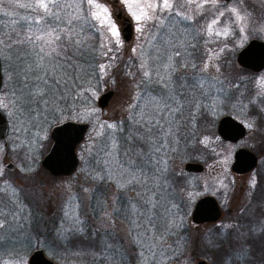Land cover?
<instances>
[{"label": "rangeland", "instance_id": "1", "mask_svg": "<svg viewBox=\"0 0 264 264\" xmlns=\"http://www.w3.org/2000/svg\"><path fill=\"white\" fill-rule=\"evenodd\" d=\"M114 1L100 0L109 8L112 21L121 33L119 45L114 38L110 37L106 27L99 28L97 31L98 22L90 20L84 25L85 45L80 49L69 48L65 55L56 57L55 60L45 57L44 68L41 69L37 67L42 55H38L39 47L44 46L45 51L49 50L48 46L44 45V41H37L35 46L31 43L14 42L22 39L29 28L39 35L37 29L45 26L44 23L35 24L37 17L45 15L44 11L37 6L38 0H0V40L4 41L0 44L3 78L0 93L4 94L5 102L17 101L15 107L0 108L9 128L7 138L0 142V164L4 165V178L10 179L17 188L21 189L20 199L29 206L24 208L21 214L22 219L13 222L9 227L25 228L26 224L33 226L36 233L42 234L32 236L33 250L42 249L49 259L58 264H85L84 259H80V252L66 250L63 244L73 243L87 250L89 246L83 247V242L74 237L87 234L93 236L92 233L97 231L102 234L115 230L125 247H129L125 238L127 226L119 219L110 220L105 217V211L98 205L95 207V213L98 215L94 214L92 207H89L90 193H85L83 187L93 188L95 182L90 179L86 181L85 176L95 166L96 153L104 142V136L99 134L102 131L101 124L127 119L128 105L133 102V96L137 91L136 85L142 79L143 70L140 64L144 57L141 49L145 54L152 55L155 51L153 44L156 43L151 39L152 34L155 33L159 37L160 32L164 31L167 39L168 35L174 32L189 45H196L194 49L189 47L188 51L193 52L198 67H203L204 62L209 59L210 52L218 54V59L211 60L208 72L220 76L226 83L231 81L240 85L238 93L234 92L236 88L229 89L228 96L233 98H223L224 94L221 93V99L214 110L212 100L206 101L208 107L202 108L197 116L195 138L181 140L175 146L176 151L171 154L169 160V173L173 183L172 190L168 194L171 200L167 203L169 206L172 204L178 206L173 211L177 213L178 219H183V227L189 237L183 257L177 258L171 264H181V261L185 259L187 264H196L201 260L211 264V259L208 260L204 256L207 248L205 238L210 236L212 229L214 233H219L221 231L218 230L219 228L222 230L223 225L247 227L245 221L250 222L248 218L255 220L254 223L261 220L256 215V206L264 202V193L253 199V210H251V198H249L247 186H251L256 176H234L231 165L236 146L219 139L216 124L221 116L231 115L245 127L248 123L253 124L251 129L246 127L248 130L246 137L238 145L253 146L264 142V138L256 133L257 126L253 119L264 117L262 107L264 88L258 84V81L264 78V70L259 74H252L235 64V57L239 50L250 39L259 38L264 42V0H243V2L232 0L228 3L217 0L215 6L205 3L202 8L197 6L202 3V0H192L191 3L189 0H171L173 3L171 13L166 10L161 14L170 17L165 21V29L155 28L154 25L158 21L153 19L145 26L144 33L136 31V23L121 0H118L116 4ZM64 2L66 0H61V3ZM145 2H151V0H142V3ZM21 4L26 7H21ZM234 7L246 16L245 21H236V17L229 11ZM118 9L132 24L128 40L123 38L122 24L116 19ZM177 11L182 15L191 16L192 19L182 20L175 15ZM221 12L224 13L223 16H220ZM217 18L219 22L214 25L213 34L209 36L207 26ZM55 22L54 17H48L46 20V23ZM244 25L246 27L242 32L241 27ZM225 28L229 32L227 36L215 34L217 31L222 32ZM102 44L106 46L101 47ZM133 49L136 51L134 52ZM77 59L81 62L87 61L85 67L88 70L84 71L85 68L78 65L75 66L76 69L74 68L72 74V65L78 64ZM101 65L106 66L103 71H101ZM212 65L219 66V73ZM45 71L49 73L47 76ZM84 73L86 75H83ZM245 78H250V83L242 85L240 82ZM242 86L246 87L245 91L250 90V92H244ZM107 90H112L114 95L107 106L100 109L97 106V99ZM12 93H15V96H12ZM254 97L255 103H250ZM244 102H249L250 105ZM65 121L87 124L88 130L84 140L76 148L79 161L76 172L68 177H53L41 166V161L52 145L51 128ZM103 131L106 134L111 129ZM205 136L208 137L207 147L200 143ZM187 162L202 164L203 172L187 173L183 168ZM9 163L15 166L13 171L6 169L5 166ZM41 192L44 198H41ZM50 193L51 199H48ZM72 193H78L83 200L80 213L86 222L84 225L86 232L78 236H72L69 233L65 237H58L57 230L61 228V221L64 219V202ZM116 193L115 186L109 184L107 212H112L115 207L112 200ZM124 195L134 196L135 193L125 192ZM206 195L215 198L224 216L219 224L198 227L192 222V211L196 201ZM30 210L36 213L35 223L23 219L29 215ZM244 215H247V219ZM70 223L65 221L66 225ZM234 231V229L226 230L225 234L230 236L234 234ZM98 238L97 240L100 241V237ZM51 242L54 252L45 250H49L48 244ZM261 248H264V240L257 245L258 250L255 253L257 264H264V261L260 260L259 249ZM91 249L94 250L93 254L89 251V256L92 258L95 256L96 249L93 246ZM30 253L31 251H28L27 254L19 256L20 264H27Z\"/></svg>", "mask_w": 264, "mask_h": 264}, {"label": "snow or ice", "instance_id": "2", "mask_svg": "<svg viewBox=\"0 0 264 264\" xmlns=\"http://www.w3.org/2000/svg\"><path fill=\"white\" fill-rule=\"evenodd\" d=\"M121 3L135 21L136 31L139 33H144L145 26L153 19L158 21L154 27L164 30L165 21L170 17L161 14L166 10L171 13L173 9L171 0H151L145 3L142 0H121ZM205 3L215 6L217 0H202L197 6L202 8ZM20 6L26 7L23 4ZM37 6L45 15L37 17L35 24L44 23L45 26L37 29L39 35L29 28L22 39L14 42L31 43L35 46L37 41H44L49 50L45 51L44 46L39 47L38 55H42L38 68H44L45 57L55 60L56 57L65 55L69 48L83 47L84 25L90 20L98 22L97 31L106 27L110 37L115 39L117 45L120 44L121 33L112 21L109 8L100 0H66L64 3L61 0H38ZM229 11L236 17V21L246 20V16L238 8L234 7ZM175 15L185 21L192 19L179 11ZM223 15L221 12L220 16ZM48 17H54L56 22L46 23ZM218 22V18L214 19L207 26L209 36L213 34V27ZM244 27L246 25L241 27L242 32ZM215 34L227 36L229 32L225 28ZM151 39L156 42L153 44L155 51L152 55H147L141 49L144 57L140 64L142 79L136 85L133 102L128 105L127 119L101 124L102 131L99 134L104 136V142L96 153L95 166L85 176L86 181L90 179L95 182L93 188L83 187L85 193H90L89 207L93 208L94 214L98 215L95 213L98 205L105 211V217L110 220L119 219L127 226L125 238L128 248L115 230L102 234L99 231L92 233L93 237H100V251L96 256L101 264H171L183 257L189 237L183 227V219H178L177 213L173 211L178 206H169L167 203L171 200L168 194L173 183L169 173L171 154L176 151L175 146L181 140L195 138L197 116L202 108L208 107L206 101L212 100L214 110L221 99V93L224 94L223 98H233L228 96L229 89L240 87L237 83H226L220 76L208 72L211 60L218 59V54L210 52L209 59L200 68L193 52L188 51L189 47L194 49L195 44L189 45L174 32L167 39L164 31L160 32L159 37L153 33ZM3 43L0 40V44ZM105 46L106 44L101 45ZM212 66L219 73V66ZM105 67L101 65V71ZM48 74L45 71V76ZM258 84L264 88V78ZM11 95L15 96V93ZM16 103L15 100L5 102L4 94L0 93V108L15 107ZM250 103H255V97ZM246 127L251 129L253 124L248 123ZM104 129L111 131L105 134ZM200 143L207 147L208 137L205 136ZM109 184L114 185L117 190L112 200L115 205L112 212L106 211ZM255 184L253 178L251 187H255ZM20 192L21 189L10 179L4 178V165L0 164V229L21 220L24 208L29 207L20 199ZM125 192H134L135 195L126 196ZM51 195L48 194L47 198L51 199ZM41 198H44L43 192ZM82 204L83 200L78 193H72L65 200L64 219L61 221V228L57 230L58 237H65L69 233L72 236L85 234L86 222L80 213ZM23 219L35 223L36 213L30 210L29 215ZM65 221H70V225H66ZM221 227V232L205 238L208 249L220 256L219 261L209 257L212 264H257L255 253L257 245L264 240V221L252 224L247 233L241 231L243 225ZM232 229L235 230L234 234H225L226 230ZM259 252L260 260L264 261V248L259 249ZM0 264H20V257L13 255L8 260L0 257ZM181 264H187L186 259Z\"/></svg>", "mask_w": 264, "mask_h": 264}, {"label": "water", "instance_id": "3", "mask_svg": "<svg viewBox=\"0 0 264 264\" xmlns=\"http://www.w3.org/2000/svg\"><path fill=\"white\" fill-rule=\"evenodd\" d=\"M228 2L230 0H223ZM123 38L128 40L131 33L129 25L124 27L121 31ZM236 62L239 66L249 69L253 72H261L264 69V42L258 39H251L237 54ZM2 85V73L0 62V88ZM114 92L107 90L100 94L97 99V106L104 109L113 97ZM237 123L230 116L222 117L219 122L220 127L228 123ZM241 131L239 137L244 136L245 129L240 125ZM88 130V125L80 122L65 121L63 123L54 125L50 131L52 145L46 155L41 161V166L53 177H68L74 174L79 165L76 154L77 146L84 140L85 134ZM8 134V123L5 115L0 110V141L5 140ZM221 137L223 135L220 133ZM224 139H228L225 136ZM256 166V157L247 149H238L234 153V161L231 170L236 173H246ZM6 169L13 171L15 166L13 164H6ZM184 170L187 173H201L203 165L195 162H187L184 164ZM208 208L215 212L218 211V204L214 197L206 195L196 201L192 211V220H198V214L204 209ZM200 215V214H199ZM217 218V215L210 217V221ZM27 264H58L49 259L44 251L36 248L28 256ZM196 264H207L204 260L198 261Z\"/></svg>", "mask_w": 264, "mask_h": 264}, {"label": "flooded vegetation", "instance_id": "4", "mask_svg": "<svg viewBox=\"0 0 264 264\" xmlns=\"http://www.w3.org/2000/svg\"><path fill=\"white\" fill-rule=\"evenodd\" d=\"M232 1V0H230ZM228 1V2H230ZM115 4L118 3V0H115L114 1ZM225 2V1H224ZM228 2H225V3H228ZM119 10V9H118ZM116 19L118 20V22H121L122 24V29L124 27H126L127 25H129L130 27V30L132 31V24H130L129 20L123 15L122 11L119 10L117 13H116ZM176 26H179L178 24H175ZM253 39H258L260 40L259 38H253ZM251 40V39H250ZM238 52V51H237ZM235 64L237 66H239L236 62V57H235ZM242 70L244 71H247V72H250L252 74H259L261 72H253L249 69H246V68H243V67H240ZM250 81V78H245V80L242 79V81L240 83H242V85H247L245 83L249 82ZM250 83V82H249ZM243 87V91L244 92H250V90L248 91H245L246 87L242 86ZM2 88V86H1ZM1 88H0V91H1ZM238 90H235L234 92L238 93ZM262 107L264 108V102H262ZM244 104H249V102H244ZM230 113V112H229ZM252 113V111H251ZM225 116H230L232 117L231 115H223L221 116L218 120H217V124H216V133L219 137V139L222 141V142H225V143H230V144H233L235 145V149H234V153L238 150V149H247L249 150L251 153H253V155L256 157V166L251 169L250 171L246 172V173H236L234 171H232V173L234 174V176L236 177H243V176H256V184H255V187H251V186H247V190H248V195H249V198H251V210L252 209V204H253V199L256 198L257 196L259 195H262V193H264V142L261 144V145H238L245 137H246V134H247V128L244 126V124L238 120H236L234 117H232L234 120H236L239 124L237 123H228V124H225L223 127H220V130H219V122L221 120L222 117H225ZM253 119L255 124H256V128H257V131L256 133L259 134L261 137L264 138V117H261V118H256L254 117ZM256 120H261V121H256ZM240 125H242L245 129V134L244 136L242 137H239V134H240V131H241V128H240ZM220 133L223 135V137L225 136L226 138L228 139H224L223 137H221ZM234 153H233V161H234ZM232 166V165H231ZM203 172V171H202ZM201 172V173H202ZM200 174V173H199ZM264 202H261V204H263ZM218 204V202H217ZM258 206H256L257 208ZM200 214V215H199ZM198 214V220L200 221H193L192 222L194 223L195 226H198V227H204V226H207V225H214V224H219V222H221V220L223 219V216H224V212L223 210L220 209V206L218 204V211L215 212L214 210L212 211L211 209H208V208H204L200 213ZM213 215H217V218L213 221H210V217L213 216ZM218 231H221L220 228Z\"/></svg>", "mask_w": 264, "mask_h": 264}, {"label": "trees", "instance_id": "5", "mask_svg": "<svg viewBox=\"0 0 264 264\" xmlns=\"http://www.w3.org/2000/svg\"><path fill=\"white\" fill-rule=\"evenodd\" d=\"M77 60H78L77 61L78 64L76 63L75 65H72V74L74 73L75 66H78V65H80L81 68H85L84 71L88 70L85 67L87 64L86 63L87 61L81 62L80 59H77ZM83 75H86V74L84 73ZM193 160H197V159H193ZM256 209H257L256 215L261 220H264V203L262 205L259 204V206ZM244 216L246 218L247 215H244ZM248 219H250V222L249 220L245 221L247 223V227L243 225L244 227L241 229V231L244 233H247L248 231H250V226L255 222V220H252V218H248ZM34 230L35 229H33V226L31 227L27 224L25 225V228H15V227H9V225H6L4 229H0V257H3L4 259H6L13 255L21 256V255L27 254L28 251H32L33 250V246L31 244L32 236L42 235L41 233L39 234L36 233ZM209 234L210 235L214 234V229H212ZM98 237L99 236L93 237L88 234L86 236L74 237V239H77L83 242L84 244L83 247L89 246L87 250H83L81 249V246H75V244L73 243L71 245L70 244H63V245L64 247H66L65 248L66 250H74V251H77L78 253L80 252L79 254L80 259H84L85 264H101L100 259L97 258L96 256V253L100 251V244H101V242L97 240L99 239ZM52 244H53L52 242L48 244L50 245L49 250L45 248L44 249L49 252H54L52 248ZM74 246L75 248H72ZM92 246L94 247V249H96V252H95V256L91 258L89 256V251L91 254L94 253V250L91 249ZM205 254H204L205 255L204 257L208 260H210L208 257H212L216 261H219L218 259L220 258V256L217 255V253H213L212 251H210L208 247L206 248ZM52 259L55 260L56 258L53 257Z\"/></svg>", "mask_w": 264, "mask_h": 264}]
</instances>
